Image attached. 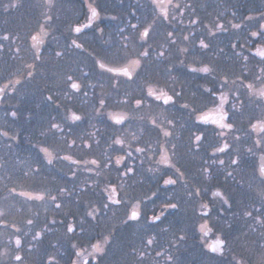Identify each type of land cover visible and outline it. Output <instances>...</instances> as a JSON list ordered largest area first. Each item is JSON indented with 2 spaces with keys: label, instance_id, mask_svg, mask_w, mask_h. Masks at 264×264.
Segmentation results:
<instances>
[{
  "label": "trees",
  "instance_id": "16d2710c",
  "mask_svg": "<svg viewBox=\"0 0 264 264\" xmlns=\"http://www.w3.org/2000/svg\"><path fill=\"white\" fill-rule=\"evenodd\" d=\"M89 1L99 16L91 25L86 0H52L51 7L47 0H20L16 8L11 7L16 0H0V37L9 36L0 39V88L6 100L0 133H7L0 135V187L48 198L28 202L11 193L2 202L9 203L5 211L11 213L3 220L22 219V255L29 264H74L78 250L99 245L103 253L82 264H264V227L244 215L256 216L261 207L259 164L244 163L243 147L239 153L216 151L224 145L212 127L203 126L199 152L187 155L189 147L174 144L172 167L159 161V128L168 117L178 123L181 102L195 108L199 99V108L207 111L224 102L233 79L259 77L257 65L245 63L257 57L243 47L248 35L242 22L244 14L264 11V0ZM77 27L88 30L77 33ZM146 29L149 35L142 38ZM145 50L147 57L141 55ZM136 60V70L121 75L98 64L129 69ZM204 67L210 72L200 71ZM68 76L81 93L71 105ZM150 86L173 97L170 111L147 96ZM138 100L143 110L134 113ZM107 111L122 112L128 121L120 126L119 117L109 119ZM72 114L80 119L70 122ZM138 116L149 119L135 120ZM236 155L239 166L231 164ZM169 178L176 183L166 185ZM169 203L177 208L165 207ZM135 204L140 217L127 220ZM38 233L39 240L33 238ZM15 235L0 229V243L8 245L6 239ZM210 236L225 240L222 254L207 249Z\"/></svg>",
  "mask_w": 264,
  "mask_h": 264
},
{
  "label": "flooded vegetation",
  "instance_id": "af4514ba",
  "mask_svg": "<svg viewBox=\"0 0 264 264\" xmlns=\"http://www.w3.org/2000/svg\"><path fill=\"white\" fill-rule=\"evenodd\" d=\"M98 17H99L98 15L96 17H90L91 22L89 24L91 25L92 23L97 22ZM244 17L245 18L243 19L242 24H244V29L247 32L248 36L246 37V45H243V47L251 51L257 57L256 60L254 61L247 60L245 61V63L257 65L258 68L257 72L259 73V77L257 79L256 77H254L253 80H250L249 78L242 79L239 77L233 79L232 85L230 87L231 91L227 93L230 96L224 99V102H222L219 106H213L211 109L207 110L206 112L209 114L206 116L203 115L201 108H199L201 107V102H199V99L196 101L197 104L195 105V108L190 106V104L186 100L181 102L179 107V112L175 113L176 116L177 114L179 116L178 123L176 118L168 117L170 122L169 125L171 127V130L169 132L170 135L167 136L168 138L163 135V143L161 146L162 148L167 147L169 151L177 153L176 148L174 146V144H176L177 146L180 145V147H185V148L189 147L190 149L188 150L187 155H189L188 153L193 154L194 151L197 153L199 152L203 144V139H204L203 126L212 127L216 133L215 136L222 142V145L228 144L229 146L228 148H232L233 152H238L239 148L243 147L244 163L246 162V164L248 165L252 160H254L259 164L257 170H258L259 178L261 180L260 170L262 167H264V132H261L260 128L264 127V98L260 97L258 93L260 90L264 89V36L259 35V33L264 32V27H262L264 26V11L258 13L255 12L246 13L244 14ZM251 17H258V20L252 21ZM80 29L81 31L88 30L85 27ZM252 32H257L258 35L256 37H253L251 36ZM98 64L104 70H108L111 72L115 70V68L106 67L100 63ZM120 69H127V68L124 67ZM249 72H256V71L249 70ZM129 73H130L129 69H127V74ZM117 75H121V74H117ZM67 82H69L67 83L68 103L71 105L74 104V98L80 97L81 93L79 92L80 89L77 91L71 89L70 87V84L74 82V78L72 79V81L67 80ZM249 86H251V89L249 88ZM151 88L154 89L153 86L152 87L150 86L147 91V96L152 100L156 101L157 103H162L163 105H167L168 106L167 111H170L169 108L170 105L175 103L173 97H171L169 94L165 92H160V94L154 92V90L150 92ZM2 92L4 91H0V112L1 111L5 112L6 100H4L3 97L1 96ZM81 99H83V97ZM254 105L259 106V108L255 107L254 109L253 107ZM133 110L134 113H139L140 112L139 110H143V109L141 107H138L137 105V107H135ZM145 110L148 113L157 111L156 108H145ZM103 111L104 108L100 107L99 112H103ZM103 113H105V111ZM225 113L227 114L228 118L226 120H222V116ZM122 114L124 115V113ZM143 119H149V118H143L141 116H138V118H136L135 120H143ZM68 120L72 122L74 120V115L72 114L71 117L68 118ZM126 120L128 121L126 117L125 118L119 117L115 119V121L118 124H120V126ZM221 123H225V124L231 123L233 126L231 129L226 127L222 128L220 126ZM51 124L52 123H50V126ZM253 125L257 126L256 130H253L252 127ZM59 126L60 128L56 130L63 129V126L61 125ZM159 130L162 131L163 130L162 127H160ZM197 135L202 137V139L199 142L195 140V137ZM237 137L239 139H237ZM257 141H260V143L258 144ZM151 144L152 143H150L149 145ZM152 145L155 146V144ZM169 151L167 152L168 163L167 164L164 163V165L166 166L171 165ZM161 154H162V150H161ZM161 154H159V161ZM238 155H236L234 159H240ZM184 159H186L185 156ZM1 184L5 185V182ZM262 189L264 192V184H262ZM11 193L18 195L22 199V189H10V188L8 189V188L0 187V204H2V202L5 201V199H8V197L5 196H9ZM139 210L131 209L129 211L130 217L132 212L134 211L138 214V217H140ZM133 221H137V220H133ZM15 224L18 225V227L15 226ZM0 228H2V232L4 233L9 232V233L17 234V236H14V238H19L21 244L19 247H17L15 243L14 250L18 249L20 250V252H22V237L20 236L22 235V219L18 223H14V224H12L10 220H2L0 221ZM208 241L209 244H207V249L210 250L211 244L217 242H214L213 238L210 239L208 238ZM1 245L2 247L4 246V244L2 243Z\"/></svg>",
  "mask_w": 264,
  "mask_h": 264
},
{
  "label": "snow or ice",
  "instance_id": "6c2138e0",
  "mask_svg": "<svg viewBox=\"0 0 264 264\" xmlns=\"http://www.w3.org/2000/svg\"><path fill=\"white\" fill-rule=\"evenodd\" d=\"M19 3H20V0H16V2L13 3V4L11 5V7H12V8H16V7L19 6ZM47 4H48L49 7H51V6H52V0H47ZM177 7H179V6L177 5ZM91 11H92V17H96V16L98 15V13L96 12L95 9H92ZM48 19H51V17H48ZM133 27H136V26L133 25ZM219 27L222 28L223 25H219ZM233 27H234V28H239L240 25H238V24H234ZM262 27H264V26H262ZM75 31H76L77 33H79V32L81 31V29H80L79 27H77V28L75 29ZM148 35H149V32H148L147 29L141 34L142 38H143V37H147ZM169 35H171V33H169ZM257 35H258L257 32H252V33H251V36H253V37H256ZM259 35L264 36V32L259 33ZM0 39L7 41V40H9V36H8L7 34H5V35H3L2 37H0ZM32 39H33V41H35V40H36V37L34 36V37H32ZM185 39H187V37H185ZM73 43L75 44V41H73ZM173 43H174V41H173ZM200 44H201V47H202V48H208V45L205 44L203 40L200 41ZM76 46H77V47H80V45H78V44H77ZM33 47H36V45L34 44ZM232 47L235 48L236 45L234 44V45H232ZM2 51H3V45L0 44V52H2ZM17 51H19V49H17ZM182 51H183V50H182ZM35 55H36V58H37V59L40 58V53H39L38 51L36 52ZM55 55L59 57V56L62 55V53L59 52V51H57V52L55 53ZM141 55L144 56V57H147V56L149 55V53H148L147 50H145L143 53H141ZM160 55L163 56L164 53L161 52ZM245 59H247V57H245ZM133 63L136 64V65H140V61H139V60H136V61H134ZM27 67H28V69H31V68L33 67V65H27ZM194 70H195V69H194ZM200 71H203L204 73H208V72H210V69H209L208 67H204V68L200 69ZM27 75H28V77H31V76H32V72H31V71H28ZM84 75L87 76V73H85ZM130 78H131V77H130ZM67 79H68L69 81H72L73 78H72V76H68ZM17 83H19V81H17ZM225 83H226V81H225ZM70 87H71V89H73V90H77V91L80 89V85H79L78 83H76V82H72V83L70 84ZM249 88L251 89V86H249ZM0 91H3V90L0 89ZM208 91H211V89H208ZM258 94H259L260 97L264 98V89L260 90ZM48 99L51 100L52 97L49 96ZM140 103H141V102L138 100V101H137V105L139 106ZM101 104H103V101H101ZM12 116L15 117V116H16V113L13 112V113H12ZM227 118H228V117H227V114L225 113V114L222 116V120H226ZM74 119H80V118H79V117H74ZM118 122H120V121H118ZM220 126H221L222 128H225V127H226V128L231 129L233 125H232L231 123H227V124H225V123H221ZM50 127H51V128H54V129H59V128H60L59 124H56V123H52ZM252 127H253V130H256V127H257V126H256V125H253ZM61 130H62V129H61ZM260 131H261V132H264V127H261V128H260ZM0 135H7V133H0ZM169 135H170L169 132H167V131L164 132V136L167 137V136H169ZM201 139H202V137L199 136V135H197V136L195 137V140H196L197 142H199ZM237 139H239V138L237 137ZM115 143L119 144L120 141L117 140V141H115ZM257 143L259 144L260 141H257ZM228 147H229L228 144H224L223 147H217V148H216V151L224 152L225 149L228 148ZM41 150H42V151H46V149H41ZM137 151H142V150H141V149H137ZM213 155H214V154H213ZM48 162H49V163L52 162L50 157H49V159H48ZM119 162H120V161H119V159H118V160H117V163H119ZM213 162L215 163V161H213ZM92 163H95V161H93ZM220 163L223 164L224 161L221 160ZM231 164H232V165L239 166L240 161H239V159H233V160L231 161ZM169 167H172V165H169ZM36 171L38 172L39 169L37 168ZM176 171L179 173V175H180L181 177L183 176V173L179 172V169H178V168L176 169ZM205 171H208V169H205ZM228 176H232V172H228ZM260 177H261V183L264 184V167H262L261 170H260ZM164 183H165L166 185H168V184H175V183H176V180H173V179L169 178V179L165 180ZM61 191H63V189H62ZM197 194H198V193H197ZM215 195H220V193H215ZM37 199H43V197H37ZM52 199L55 200L56 197H52ZM222 199H223V197H222ZM114 203H119V201H115ZM223 203H224V204H228L229 201H228L227 199H223ZM60 206H61L60 204H56V207H57V208H59ZM105 207H108V205L106 204ZM165 207L172 208V209H176V208H177V204H176V203H169V204H166ZM203 207H206V206H203ZM256 212L258 213V215H256V216H254L253 213H252L251 211H246L244 215L247 216V217H251L253 220H255V222H256L257 224H259L261 227H264V192L261 193V207H260L259 209H256ZM88 215H89V216H92V213H88ZM204 215L207 216V215H208V212H205ZM93 219H95L94 216H93ZM130 219H131V220H138V219H139L138 214H137L135 211L132 212ZM154 220H157V221L160 220V216H155V217H154ZM28 223L31 224L32 221L29 220ZM68 232H73V228H72V227H69V228H68ZM36 235H37V237L39 236V234H36ZM180 239L183 240L184 237L182 236V237H180ZM15 243H16L17 247H19L20 244H21L20 239L17 238L16 241H15ZM147 243H148V244H151V243H152V240H149ZM224 245H225V240H218V241H217V246H216V247H213V248L211 249V251L214 252V253H215V252H220V253L222 254V253H223ZM102 252H103V249L100 248L99 245H95V246H94V252H93V255H95V254H97V253H102ZM77 255H79V253H77ZM15 259H16L17 261H21V260H22V257H20L19 255H17V256L15 257Z\"/></svg>",
  "mask_w": 264,
  "mask_h": 264
},
{
  "label": "rangeland",
  "instance_id": "374dc122",
  "mask_svg": "<svg viewBox=\"0 0 264 264\" xmlns=\"http://www.w3.org/2000/svg\"><path fill=\"white\" fill-rule=\"evenodd\" d=\"M86 4H87V9H88V16L89 17H87L88 19H90V17H92V9H95V5H94V3H92V2H90L89 0H86ZM91 21V20H90ZM89 20H85V22L84 23H86L85 25H87L88 24V22H90ZM84 25V26H85ZM134 61H131L130 63H131V65H130V67H129V70L131 71V72H133V71H135L136 70V68H137V66L138 65H136V64H134L133 63ZM126 66H128V65H126ZM125 67V66H124ZM152 90H154V92H156V93H158V94H160V91H157L155 88L153 89V88H151L150 89V92H152ZM224 93V96L226 97V95H227V97L228 96H230L229 94H227L226 92H223ZM209 112V111H208ZM209 113H207L206 111H203V115L204 116H206V115H208ZM106 116L109 118V119H113L114 117H120V118H125L126 116H124L123 114H122V112H119V111H115V112H113V111H107V114H106ZM127 119H128V117H127ZM170 122H169V119H168V124H166V126L164 127L163 126V135H164V132L165 131H167V132H170V130H171V127H170ZM168 138V137H167ZM124 143V144H123ZM121 142L120 141V143H119V146L121 147V149H126L127 148V146H128V144H126V142ZM127 145V146H126ZM161 148H162V146H161ZM160 148V149H161ZM162 150V154L160 155V163H165V164H167L168 163V149H167V147L165 148H162L161 149ZM44 153H45V157H46V159H47V161H48V159H49V157L51 158V155L47 152V150L46 151H44ZM6 197V196H5ZM8 197V196H7ZM22 197L25 199V200H27L28 202H32V201H43V200H48V198H47V196L46 195H43V194H41V193H34V192H30V191H23L22 192ZM37 197H43V199H37ZM5 200H9V197H8V199H5ZM5 203H7L6 205L4 204H0V221H2L3 220V217L7 214V215H10L11 213L10 212H7V210L5 211V209H7L8 207H10V205H8L9 203L8 202H5ZM8 206V207H7ZM11 207H13V206H11ZM138 207L140 208V206L139 205H137V204H135L133 207H132V210H139L138 209ZM127 220H131L130 219V212H129V214H128V216H127ZM33 222V221H32ZM26 224L27 225H32L33 223H31V224H29L28 223V221L26 222ZM15 226H17L18 227V225H16L15 224ZM20 228V227H19ZM1 230H2V228H0ZM39 234V236L37 237V235L36 236H34L33 238H37L38 240L40 239V236H41V234L40 233H38ZM15 236H17V235H15ZM210 238H211V236H210ZM209 238V239H210ZM15 239H17V238H14V237H10V238H7L6 239V241H7V243H8V245H4L3 247H2V245H1V243H0V264H29V257H26V256H23L22 255V252H20V250H18V249H15L14 250V246H15ZM213 240H214V242H217L218 241V237H215V238H213ZM207 242H206V244H209L208 242V238H207V240H206ZM0 242H1V239H0ZM207 246V245H206ZM101 248V247H100ZM103 249V248H102ZM93 252H94V248H92V250H88V251H86V250H78V253H79V255H78V257H77V259H76V261L74 262V264H82L83 262H85L88 258L90 259L92 256H94L93 255ZM103 253V252H102ZM101 253H97V254H95V257L96 256H99ZM17 255H19L20 257H22V260L21 261H17L16 259H15V257L17 256Z\"/></svg>",
  "mask_w": 264,
  "mask_h": 264
},
{
  "label": "water",
  "instance_id": "95a60500",
  "mask_svg": "<svg viewBox=\"0 0 264 264\" xmlns=\"http://www.w3.org/2000/svg\"><path fill=\"white\" fill-rule=\"evenodd\" d=\"M113 72L115 74H126L127 73V69H115L113 70ZM217 246V243H212L211 246H210V250L213 248V247H216Z\"/></svg>",
  "mask_w": 264,
  "mask_h": 264
}]
</instances>
